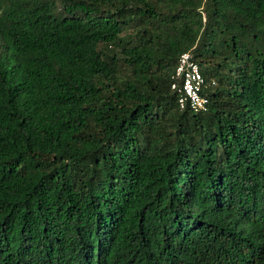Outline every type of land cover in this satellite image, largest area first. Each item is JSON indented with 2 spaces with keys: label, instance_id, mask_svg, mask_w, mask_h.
I'll return each mask as SVG.
<instances>
[{
  "label": "trees",
  "instance_id": "16d2710c",
  "mask_svg": "<svg viewBox=\"0 0 264 264\" xmlns=\"http://www.w3.org/2000/svg\"><path fill=\"white\" fill-rule=\"evenodd\" d=\"M0 264H264V0H0Z\"/></svg>",
  "mask_w": 264,
  "mask_h": 264
},
{
  "label": "built area",
  "instance_id": "2783aa9c",
  "mask_svg": "<svg viewBox=\"0 0 264 264\" xmlns=\"http://www.w3.org/2000/svg\"><path fill=\"white\" fill-rule=\"evenodd\" d=\"M206 86L191 54L189 52L180 54L170 84V89L176 94L178 108L187 107L194 113L204 112L208 105V99L202 91Z\"/></svg>",
  "mask_w": 264,
  "mask_h": 264
}]
</instances>
